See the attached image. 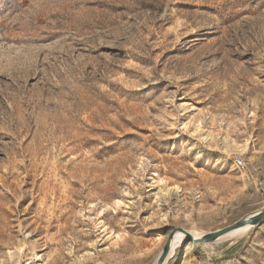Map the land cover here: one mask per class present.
Listing matches in <instances>:
<instances>
[{
  "label": "rangeland",
  "instance_id": "rangeland-1",
  "mask_svg": "<svg viewBox=\"0 0 264 264\" xmlns=\"http://www.w3.org/2000/svg\"><path fill=\"white\" fill-rule=\"evenodd\" d=\"M261 209L264 0H0V264H156ZM185 235L164 264H264V221Z\"/></svg>",
  "mask_w": 264,
  "mask_h": 264
},
{
  "label": "water",
  "instance_id": "water-1",
  "mask_svg": "<svg viewBox=\"0 0 264 264\" xmlns=\"http://www.w3.org/2000/svg\"><path fill=\"white\" fill-rule=\"evenodd\" d=\"M264 221V209L256 211L255 214L252 216H245L242 217L235 222L222 227L216 231L208 232L204 234L201 237H195L191 232L186 230L183 227H177L174 230H172L168 236V239L166 241V244L163 248V251L161 252L160 256L157 259L156 264H164L165 260L167 259V256L169 255V252L171 250V241L174 238L177 231H182L185 234H187V237L190 239L193 243H211L219 239L220 237L226 235L227 233L233 231L234 229H237L239 227L245 226V225H251L255 226L260 224Z\"/></svg>",
  "mask_w": 264,
  "mask_h": 264
},
{
  "label": "bare ground",
  "instance_id": "bare-ground-1",
  "mask_svg": "<svg viewBox=\"0 0 264 264\" xmlns=\"http://www.w3.org/2000/svg\"><path fill=\"white\" fill-rule=\"evenodd\" d=\"M256 212H252V213H250L249 215H247V216H252L253 214H255ZM245 226H247V225H245ZM245 226H242V227H245ZM239 228H241V227H239ZM235 230V229H234ZM185 234L183 233V232H181V231H177L176 232V234H175V238H182V239H184L185 238ZM217 241V240H216ZM167 260V259H166Z\"/></svg>",
  "mask_w": 264,
  "mask_h": 264
},
{
  "label": "built area",
  "instance_id": "built-area-1",
  "mask_svg": "<svg viewBox=\"0 0 264 264\" xmlns=\"http://www.w3.org/2000/svg\"><path fill=\"white\" fill-rule=\"evenodd\" d=\"M234 164L237 166V167H242L244 166V162H243V159L241 157H237L234 159Z\"/></svg>",
  "mask_w": 264,
  "mask_h": 264
}]
</instances>
